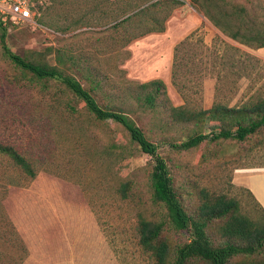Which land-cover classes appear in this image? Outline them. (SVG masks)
<instances>
[{
    "label": "rangeland",
    "instance_id": "rangeland-1",
    "mask_svg": "<svg viewBox=\"0 0 264 264\" xmlns=\"http://www.w3.org/2000/svg\"><path fill=\"white\" fill-rule=\"evenodd\" d=\"M95 1L98 0L87 4L91 7ZM171 1L174 3L165 32L139 37L123 49L122 38L109 41L101 28L67 34L47 28L41 22L50 21L56 13L47 9L49 0H33L34 22L4 27L6 43L13 53L36 63L55 66L60 56L62 66L73 67L68 71L72 75L78 72L74 57L82 71L86 65L95 68L103 79L105 92L116 97L111 101L126 111H135L130 116L159 144V153L176 177L177 190L190 213L198 214L209 194L223 193L241 200L243 213L257 219L260 216L257 217L254 203L234 187L233 181L240 168L264 166V134L244 143L233 139L205 141L198 149L177 153L162 139L174 136L178 141L185 140L193 134V126L176 124L164 118L163 113L146 112L145 106L140 109L129 98L128 88L159 79L165 82L171 103L176 107L183 105L171 81L173 55L175 46L193 32V63L203 60L200 66L205 76L206 72L212 74L207 66L215 61L223 76L217 101L229 103V83L239 77L260 79L253 89L250 85L244 101L255 95L251 102H256L258 89L264 85V48H253L224 34L212 21L220 18L215 5L210 19L203 9L204 0ZM228 1L236 2L237 7L243 5V0ZM251 1L245 17L235 14L229 5L231 13L227 12L223 19L230 21L225 26L237 29L240 25L232 27L230 22L244 17L243 22L248 23V32L244 33L263 36L264 0ZM81 2L74 0V10L60 13L74 12L76 18ZM108 3H113L114 9L106 8L107 11L118 14L122 0L103 1V5ZM222 21L218 23L224 25ZM200 38L204 39L203 46L197 42ZM214 43L218 54L210 53ZM126 51L130 58L124 60ZM191 68L195 69L193 65ZM197 75L194 72L189 77ZM76 78L89 87L81 76ZM205 81L212 97L216 80ZM261 89L260 95L264 96V86ZM104 96H99L104 101L101 103H109ZM66 101L83 108V103L65 93L59 83L33 81L30 74L4 56L0 41V141L35 161L38 171L29 182L0 157V264H153L134 243L139 215L153 221L164 215L153 198L152 158L131 145L122 127L112 122L95 126L86 115H68L61 108ZM219 130L220 126L211 123L205 125L204 133L211 137L210 133ZM113 144L120 149L112 148ZM7 175L12 176V182L3 179ZM127 182L131 191L123 199L121 189ZM217 225L214 232L220 236L218 229L223 221ZM172 238L173 243L187 242L190 235L174 233ZM246 260L238 257L233 264Z\"/></svg>",
    "mask_w": 264,
    "mask_h": 264
},
{
    "label": "trees",
    "instance_id": "trees-1",
    "mask_svg": "<svg viewBox=\"0 0 264 264\" xmlns=\"http://www.w3.org/2000/svg\"><path fill=\"white\" fill-rule=\"evenodd\" d=\"M30 1L34 3L33 0ZM81 1L80 6L82 8L77 17L74 18V12H66V15L60 13H64L66 10H74V0H49L50 4L47 9L56 15L51 16L50 21L41 22V24L62 34L82 29L95 30L101 28L102 32L107 34L109 41L122 38L123 49L139 37L165 32V23L174 3L171 0H122L119 13L116 14L114 11H107V9H114L113 3L103 5L104 0H98L92 2L91 4L94 3V5L89 7L87 3L90 0ZM204 1L206 4H204L203 9L210 19H213L211 16L212 6H216L220 18L217 20L214 17L212 21L216 22L229 38L239 40V42L256 49L264 48V35L260 36V33L258 35H246L244 33L248 32V23L243 22V20H246L244 17L247 16V5L252 3L251 0H243V5L238 2L241 4L238 7L236 2H229L228 0ZM84 3L87 5L85 6ZM229 5L234 8L235 14L244 16L242 20L236 19L230 22L232 27L239 24L240 27L237 29H230L225 26L226 22L230 21L223 19L224 16H228L226 15L227 12L231 13ZM226 7L228 8L226 9ZM103 8L104 11H102ZM34 9L36 10V6ZM220 20H223L224 25L218 23ZM4 27L6 26L0 22L2 32L0 41L4 56L11 63L30 74L36 83L49 81L59 83L64 87L65 93L83 103V108L78 109L70 101H66L61 105L62 111L72 117L86 115L95 126L112 122L122 127L127 133L131 145H136L140 152L152 158L153 167L150 181L153 198L154 202L164 210V215L159 221L148 220L139 215L134 227L136 238L134 243L135 248L143 256L149 257L153 264H233L238 257L247 258L248 261L237 264H264V209L250 190L240 186L236 187L233 183L236 189L246 193L254 203L259 213L257 217L260 216L257 219L243 213L241 200L229 198L223 193L209 194L198 214L190 213L185 207L181 193L177 190L176 177L170 170L165 158L159 153V144L155 143L130 116L129 113L135 111H126L111 101L110 98L116 97L114 94L110 95L105 92L103 79L95 68L86 65L82 71L74 57V67L78 68V72L72 75L68 71L73 67L62 66L63 62L60 56L55 66L36 63L23 58L13 53L7 45ZM195 34V32L191 33L174 48L171 81L184 104L174 106L168 97L165 82L159 79L135 86V88H128L130 100H135L140 109L145 106L146 112H151V114L163 113L164 118L168 117L176 124L193 126V134H189L185 140L178 141V138L174 136L162 139V143L167 144L177 153L198 149L205 141L211 143L233 139L244 143L249 138L263 135L264 96L260 95V91L264 85L258 89L257 101L254 103L251 101L255 95L244 103L232 107L217 101V93L220 91L219 87L220 82L223 81L221 79L223 76H221V71L216 69L217 63L215 61L207 66L208 69L213 70L212 74L209 75L206 72L205 76L203 69H201L202 66H200V64L203 65V60L200 59V63H193L195 50H191L193 47L191 41H193L192 38ZM197 42L202 43L203 46L204 39L200 38ZM212 48L213 52L210 53L218 54L215 52V43ZM125 56L124 60L129 59L130 53L126 51ZM215 57L218 58L217 55ZM222 62L224 65L225 62L223 60ZM191 65L195 69L191 68ZM194 72L198 75L192 79L189 74ZM76 75L86 80L89 87L86 88L76 78ZM208 78L216 80V95L212 104L204 105V83L206 84L205 80ZM259 80L251 83V89L257 85ZM232 84V82L229 83L230 87ZM101 95H105L104 97L109 100V103L102 104L101 102L104 101L99 97ZM211 123L220 126V130L210 133L212 135L208 137V134L204 133V129L206 124L210 125ZM112 148L120 149L117 144H113ZM0 157L5 158L7 164L30 179L29 182L36 178L37 163L27 159L14 146L0 141ZM3 179L12 182L13 178L7 175ZM130 188L131 185L128 182L123 185L121 189L123 199L129 197ZM218 221H223V225L218 229L220 236H216L214 232V228L218 226ZM182 232L188 233L190 240L173 243L172 235Z\"/></svg>",
    "mask_w": 264,
    "mask_h": 264
},
{
    "label": "crops",
    "instance_id": "crops-1",
    "mask_svg": "<svg viewBox=\"0 0 264 264\" xmlns=\"http://www.w3.org/2000/svg\"><path fill=\"white\" fill-rule=\"evenodd\" d=\"M247 77H239L238 81H232V85L229 89L232 97L227 99L226 105L229 106H238L239 104L244 103L243 97L246 94V90L250 87L251 83ZM204 89V105L212 104L214 102L215 94H216V85L213 87V95L211 97L210 93H207V87L205 84ZM210 96V98H209ZM247 101V100H246ZM179 104V101H178ZM184 104V103H183ZM180 105V104H179ZM181 106V105H180ZM233 183L236 186L244 187L250 190L253 194L257 202L264 209V166L263 165H252L245 166L244 168L238 169L236 176L234 177Z\"/></svg>",
    "mask_w": 264,
    "mask_h": 264
},
{
    "label": "built area",
    "instance_id": "built-area-1",
    "mask_svg": "<svg viewBox=\"0 0 264 264\" xmlns=\"http://www.w3.org/2000/svg\"><path fill=\"white\" fill-rule=\"evenodd\" d=\"M35 3L30 0H0V22L7 26L33 23Z\"/></svg>",
    "mask_w": 264,
    "mask_h": 264
}]
</instances>
